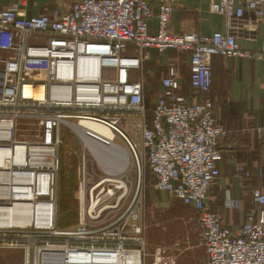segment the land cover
<instances>
[{"label":"built area","instance_id":"obj_1","mask_svg":"<svg viewBox=\"0 0 264 264\" xmlns=\"http://www.w3.org/2000/svg\"><path fill=\"white\" fill-rule=\"evenodd\" d=\"M24 2L0 10V136L12 134L11 142L23 143L14 141V132L18 121L24 120L33 125L29 127L35 128L42 143H56L57 155L50 168H42L44 177L39 171L31 176L29 186L28 168L0 153V214L5 217L0 249L23 248L24 264H121V255L144 247L137 197L148 172L156 192L193 210L204 249L203 260L196 264H264V188L250 190L255 209L236 229L226 227L208 206L209 189L220 178L219 145L228 135L215 120L209 98L211 60L264 61V44L256 51L242 50L239 44L240 38L253 37L263 21L264 0L212 3L210 12L222 17L225 26L223 32L211 35L170 33L175 0H65V12L30 18L22 14ZM153 5L155 34L148 26ZM149 50L188 56V85L201 100L190 102L181 95L175 64L160 77L154 104L147 106L143 53ZM40 87L42 100L25 95V88ZM81 121L103 127L111 137L85 132L89 146L75 170L79 223L60 230L55 194L60 130ZM254 131L258 139L264 133L261 128ZM79 137L84 140L83 134ZM91 147L108 151L106 157L115 159L102 165ZM122 150L128 153L136 178L132 196L125 170L114 171ZM92 162L102 176L90 168ZM235 173L239 182L253 177L243 165H237ZM257 175H263L262 169ZM30 199L40 225L7 227L9 211L3 210L13 208L24 218ZM223 205L234 211L240 201L227 192ZM53 216V228H44ZM153 264H175V259L158 249Z\"/></svg>","mask_w":264,"mask_h":264},{"label":"crops","instance_id":"obj_2","mask_svg":"<svg viewBox=\"0 0 264 264\" xmlns=\"http://www.w3.org/2000/svg\"><path fill=\"white\" fill-rule=\"evenodd\" d=\"M217 1L175 0L169 20L170 33L197 32L201 35H211L215 32H223L225 26L223 18L210 12L211 4ZM18 2L19 0H0V10ZM67 8L65 0H26L21 7L22 14L26 18L50 16L54 11L65 12ZM156 14L157 9L154 6L153 18L148 23L152 34L157 32ZM239 44L241 49L246 51H256L261 48L264 44V18L258 24L255 35L251 38H240ZM143 55L144 78L146 81L152 79V82L157 83L155 87L157 93L160 90L158 84L160 77L165 74L168 67L176 64L180 72L181 95L190 102L201 100L188 85V56L180 55L175 51L158 53L153 50L145 51ZM211 63L213 85L209 98L214 104L215 120L228 131V135L219 145L220 178L209 189L208 206L213 213L222 217L226 227L236 229L243 223L245 214L255 209L250 201V190L254 187L264 188V133L258 139L254 131L256 128L264 129V61L214 57ZM148 104L151 106L154 101ZM237 165H243L252 172L253 177L239 182L235 173ZM58 166L64 172L76 170V166L72 167L65 161L62 166L58 163ZM258 169H262V176L257 175ZM227 192L240 201L238 210L230 211L224 208L223 201ZM158 194L157 198L162 199V194L159 192ZM163 195L165 197V194ZM166 245L172 246V240ZM189 246L191 248H188ZM189 246L187 248L180 246L179 251L170 249L171 253L165 245L161 248L173 254L175 264H196L203 260V247ZM155 252L156 250L152 254L154 255ZM145 264L150 262L145 261Z\"/></svg>","mask_w":264,"mask_h":264},{"label":"rangeland","instance_id":"obj_3","mask_svg":"<svg viewBox=\"0 0 264 264\" xmlns=\"http://www.w3.org/2000/svg\"><path fill=\"white\" fill-rule=\"evenodd\" d=\"M148 80H144L145 99H149L151 102L154 101L157 93L155 91L157 83L152 82V79L149 81ZM30 125L32 124H28L27 121H18L17 128L14 132L15 142L23 141L24 143L32 144L33 142L38 141V132L33 130L35 128L29 127ZM59 138L60 145L58 149V163H61L62 166L63 162L65 161L72 167L78 166V164H80L82 151L85 150V152L87 153V141H83L82 139H80L79 135H77L76 132L74 133L71 128L66 126L61 127ZM95 150L97 149H93V151L97 152V158H101V163H103L102 165H107V161L109 160V158L106 157V154H101L103 151ZM90 156L91 155H89V157ZM103 157L106 160H104ZM113 159V157L110 158V162ZM90 168L92 170L94 169L97 172L98 176H102V173L97 170L98 168L93 162L90 164ZM124 170V179H127L131 183L130 196H132L135 193L136 178L132 171L133 169L131 163L128 164ZM92 185H90V187ZM142 185L139 190L137 201L140 197L139 216L140 225L143 226L142 239L144 241V247L139 246L137 249L134 248L137 251H141V263L145 264V261H149L150 264H153L154 255L152 253L155 250H158V248L164 247V245L169 251L170 249L179 251L178 249L180 248V246H186L187 248V246L189 245L196 248H202L201 232L198 228L193 210L183 206L179 201L175 200L172 196L165 193H161L162 199H158L157 195L159 194L153 189L152 177L148 172H146L144 175V181ZM100 188L101 186L96 189L94 195L97 191H99ZM78 192L79 185L78 182H76L75 171L64 172L59 168L57 191L58 229H68L78 225L80 218V202H78ZM163 194H165V197ZM169 240H172V246L170 247L166 245ZM18 242L20 245L22 243V240H19ZM188 248L191 247L189 246ZM166 252L167 256L173 257V254H169L167 250ZM24 254L25 252L23 248L0 249V264H24ZM163 260H166V258L164 257Z\"/></svg>","mask_w":264,"mask_h":264},{"label":"bare ground","instance_id":"obj_4","mask_svg":"<svg viewBox=\"0 0 264 264\" xmlns=\"http://www.w3.org/2000/svg\"><path fill=\"white\" fill-rule=\"evenodd\" d=\"M24 92H25V95L33 98L34 100H42L44 98L43 89L41 87L36 88L34 90L25 88ZM70 127L77 134L79 135L83 134L84 136L83 141L88 140L85 137L86 131L97 133L103 137H108V138L111 137L110 133L106 129H104L103 127L97 124L91 123V122L81 121L79 124H76L75 126H70ZM11 137H12V134L11 135L5 134L3 136H0V153L4 155L3 157L4 159H7V158L13 159L15 161H18L19 165H25L28 168L27 169L28 172L26 173V175L28 176V180H26V182H27V185L30 186L31 176L37 175L36 171L40 172L39 177H44V174H41V173H46V171L44 172L42 168H50L51 165L56 162V154H55L56 153V143H52L49 145V144L42 143L40 139H38V141L36 142H33L32 144L24 143L23 141H22L23 143H14V142H11ZM91 149H92L93 155L96 158V160L99 163H101L102 162L101 158L96 157L97 152L93 151V147H91ZM97 150L103 151L101 154L103 153L105 154L106 152H108L102 149H97ZM103 159L106 160L104 157ZM115 161L117 162V164H119V166L117 168H114V171L117 173L122 172V170H124L129 164L128 153L125 150H122L121 157ZM107 162L109 163L110 159ZM26 182L24 181L23 184ZM49 183H50V179H49ZM122 187L125 188L126 186L123 184ZM57 191H58V183H57V189L55 193L58 198ZM31 199L26 200L27 204H25V208H24V218L21 216L20 212H17L13 208L11 209L8 207L6 210H3V211H9L8 213L10 217V223H6L7 227L27 228V227L33 226L35 223L38 226L40 225L39 217L35 213L34 207L30 208L28 204L30 203V201H32ZM52 209L54 211V207H52ZM3 219H5V217H3L0 214V227L3 225V222H2ZM53 226H54V216L52 217L51 225L48 224L44 228L50 229V228H53ZM140 256L141 255L138 251H134V252L129 251L126 254L121 255L122 257L121 264H142Z\"/></svg>","mask_w":264,"mask_h":264},{"label":"trees","instance_id":"obj_5","mask_svg":"<svg viewBox=\"0 0 264 264\" xmlns=\"http://www.w3.org/2000/svg\"><path fill=\"white\" fill-rule=\"evenodd\" d=\"M156 97V96H155ZM155 100V99H154ZM145 101H146V104H147V106L149 105L148 103L150 102V100L149 99H145ZM150 106V105H149Z\"/></svg>","mask_w":264,"mask_h":264}]
</instances>
